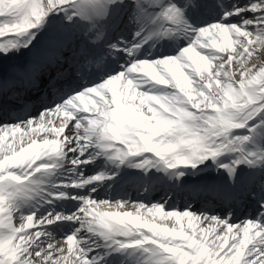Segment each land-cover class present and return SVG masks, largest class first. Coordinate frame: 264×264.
<instances>
[{"label": "snow or ice", "instance_id": "1", "mask_svg": "<svg viewBox=\"0 0 264 264\" xmlns=\"http://www.w3.org/2000/svg\"><path fill=\"white\" fill-rule=\"evenodd\" d=\"M0 38V264H264V0H0Z\"/></svg>", "mask_w": 264, "mask_h": 264}, {"label": "bare ground", "instance_id": "2", "mask_svg": "<svg viewBox=\"0 0 264 264\" xmlns=\"http://www.w3.org/2000/svg\"><path fill=\"white\" fill-rule=\"evenodd\" d=\"M200 21V17H199V19L197 20V23ZM10 35V34H9ZM1 39H4V38H1ZM22 53H23V55L22 54H16L15 55V57H14V59L17 61V62H22L24 59H25V57L27 56V51L26 50H22ZM162 54V53H161ZM168 185V184H167ZM186 193L187 194H189L190 193V191L189 190H187V189H182V195H181V197L183 198V195H186ZM206 199V197L204 198V199H202V201H200L198 204H197V206L199 207L200 206V204L204 201Z\"/></svg>", "mask_w": 264, "mask_h": 264}, {"label": "rangeland", "instance_id": "3", "mask_svg": "<svg viewBox=\"0 0 264 264\" xmlns=\"http://www.w3.org/2000/svg\"><path fill=\"white\" fill-rule=\"evenodd\" d=\"M1 39V38H0ZM70 207V205H68Z\"/></svg>", "mask_w": 264, "mask_h": 264}]
</instances>
